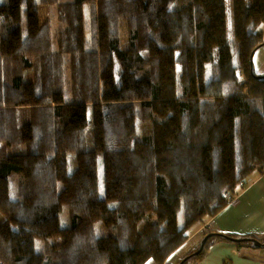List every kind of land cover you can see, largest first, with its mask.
<instances>
[{
  "label": "trees",
  "instance_id": "obj_1",
  "mask_svg": "<svg viewBox=\"0 0 264 264\" xmlns=\"http://www.w3.org/2000/svg\"><path fill=\"white\" fill-rule=\"evenodd\" d=\"M231 2L0 0V264H164L264 175V0Z\"/></svg>",
  "mask_w": 264,
  "mask_h": 264
},
{
  "label": "crops",
  "instance_id": "obj_2",
  "mask_svg": "<svg viewBox=\"0 0 264 264\" xmlns=\"http://www.w3.org/2000/svg\"><path fill=\"white\" fill-rule=\"evenodd\" d=\"M262 29L264 31V25ZM253 64L257 73L264 74V47L253 55ZM207 221L210 222V232H222L235 237L251 236L264 242V175L258 171L250 174L233 201ZM201 224L191 228L190 237L164 264H179L183 257L199 248L202 237L197 231ZM212 240L205 253L196 256L188 264H264V246L256 247L251 242L239 244L217 236Z\"/></svg>",
  "mask_w": 264,
  "mask_h": 264
},
{
  "label": "rangeland",
  "instance_id": "obj_3",
  "mask_svg": "<svg viewBox=\"0 0 264 264\" xmlns=\"http://www.w3.org/2000/svg\"><path fill=\"white\" fill-rule=\"evenodd\" d=\"M96 2L98 4L97 6L99 7L101 5V0L100 1L99 0H96ZM251 2H252V0H249V3H251ZM227 6H228V9H229V26L232 27L233 18H232V10H231L232 9V2H231V0H227ZM47 11H48L47 6H43L41 8V19L43 20L42 22H44L46 20V18L48 17ZM122 28H125L126 29V26L123 24ZM122 36H123V40H126L127 37H128L127 36V31H126V34H124ZM262 38H263V42H264V31H263V34H262ZM210 42H213V41L210 40ZM233 49H234L235 53H237V48H233ZM31 58L34 59L35 57L34 56H31ZM35 62H37V61H35ZM39 62H41V59L39 60ZM19 63H20V61H19ZM194 69H195V72L196 73L199 71L197 67H195ZM35 76H37V73H30V75H29L30 81H35V78H34ZM240 77H241L240 80L245 81L246 78H245V76L243 74H241ZM197 87H200V86H197ZM43 105L44 106H47L48 104H43ZM32 108H44V109H48L50 107H33L32 105L28 106V108L26 106L20 107L19 109H21V116H22L21 117V120H22V122L24 120H29V117H30L31 113H32V116L31 117L34 118V114L35 113L32 112ZM25 125H23V126H25ZM99 169H100V173L102 174V172H103L102 162H101V165H100ZM256 172L257 171H254L252 173H256ZM252 173H250V174H252ZM250 174H248L247 177H249ZM209 228H210V222L209 221H206L205 223H202L201 226H200V228H199V230L197 231L198 235L203 238L205 236V234H207V233L210 232V229ZM242 237H245V236H242ZM248 237H251V236H248ZM42 241L45 243V245H47L44 240H42ZM60 241H61V239H57V240L50 239L49 242L56 243V242H60ZM244 244H247V243L245 242ZM190 254H187L185 257H187ZM185 257H183V258H185Z\"/></svg>",
  "mask_w": 264,
  "mask_h": 264
},
{
  "label": "water",
  "instance_id": "obj_4",
  "mask_svg": "<svg viewBox=\"0 0 264 264\" xmlns=\"http://www.w3.org/2000/svg\"><path fill=\"white\" fill-rule=\"evenodd\" d=\"M259 48L264 47V42H262L259 46ZM253 55L251 56V61L253 62ZM264 76V74H261ZM215 236H219L222 238H225L227 240L233 241V242H237V243H244V242H251L254 246L256 247H263L264 246V242H262L261 240L255 238V237H235L229 234H225L222 232H210L205 234V236L203 237L199 248L194 251L193 253H191L190 255H188L187 257L183 258L179 264H184L187 260H189L190 258H193L195 256H198L204 249L207 241L211 238V237H215Z\"/></svg>",
  "mask_w": 264,
  "mask_h": 264
},
{
  "label": "built area",
  "instance_id": "obj_5",
  "mask_svg": "<svg viewBox=\"0 0 264 264\" xmlns=\"http://www.w3.org/2000/svg\"><path fill=\"white\" fill-rule=\"evenodd\" d=\"M225 197H226V199L228 200V203H230V202L233 201V199H234L235 196H233V195H232L231 193H229V192H226V193H225Z\"/></svg>",
  "mask_w": 264,
  "mask_h": 264
},
{
  "label": "bare ground",
  "instance_id": "obj_6",
  "mask_svg": "<svg viewBox=\"0 0 264 264\" xmlns=\"http://www.w3.org/2000/svg\"><path fill=\"white\" fill-rule=\"evenodd\" d=\"M245 181H246V179H245ZM245 181H244V182H245ZM202 239H203V238H202Z\"/></svg>",
  "mask_w": 264,
  "mask_h": 264
}]
</instances>
